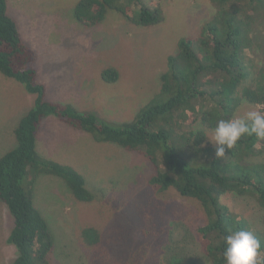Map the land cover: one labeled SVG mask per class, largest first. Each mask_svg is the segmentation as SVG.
Segmentation results:
<instances>
[{
  "label": "trees",
  "instance_id": "obj_1",
  "mask_svg": "<svg viewBox=\"0 0 264 264\" xmlns=\"http://www.w3.org/2000/svg\"><path fill=\"white\" fill-rule=\"evenodd\" d=\"M7 1L0 0V73L35 96L33 106L13 129L16 146L0 156V203L12 218L7 237L15 249L12 264H49L54 239L35 204L38 179H60L74 201L94 200L77 170L38 151V127L49 117L89 134L96 142L142 154L153 166L147 181L153 195L174 190L198 204L204 220L194 229V239L209 264H226L225 237L230 230L251 231L261 242L259 259L264 264V229H254L247 218L223 203L227 194L248 197L264 211V162L249 161L264 153V139L244 135L216 158L209 138L218 121L234 118L243 103L264 107V66L246 60L254 32L264 33V0H208L213 12L198 36L178 40L159 76V90L130 121L122 123L106 122L71 104L45 99V88L37 83L32 67L33 53L8 16ZM162 2L77 0L73 16L84 27L100 25L109 13L136 27H153L165 20ZM101 77L114 83L118 72L106 68ZM79 239L93 247L101 242V235L94 227H85ZM104 253L106 264H116ZM166 258L167 264H202L196 257L187 260L171 249Z\"/></svg>",
  "mask_w": 264,
  "mask_h": 264
},
{
  "label": "rangeland",
  "instance_id": "obj_2",
  "mask_svg": "<svg viewBox=\"0 0 264 264\" xmlns=\"http://www.w3.org/2000/svg\"><path fill=\"white\" fill-rule=\"evenodd\" d=\"M76 2L8 0L7 14L33 53L32 67L45 99L111 123L130 121L159 90V76L178 40L197 37L213 12L208 0H163L160 25L136 27L109 13L100 25L84 27L73 16ZM253 42L246 60L264 66V33L254 32ZM106 68L118 72L116 82L102 80ZM34 97L0 73V156L16 146L13 129ZM252 110L262 113L264 107L243 103L235 117ZM36 138L41 155L77 170L94 196L92 202H77L60 179H38L35 204L54 239L49 264H106L105 251L116 264H167L168 249L209 264L194 239V229L204 220L198 204L174 190L153 195L147 185L153 166L142 154L96 142L54 117L41 121ZM249 161L264 162V153ZM223 203L254 229H264V211L254 199L227 194ZM85 227L100 233L98 245L81 242ZM11 228L12 218L0 203V264H12L15 258L7 243Z\"/></svg>",
  "mask_w": 264,
  "mask_h": 264
},
{
  "label": "clouds",
  "instance_id": "obj_3",
  "mask_svg": "<svg viewBox=\"0 0 264 264\" xmlns=\"http://www.w3.org/2000/svg\"><path fill=\"white\" fill-rule=\"evenodd\" d=\"M255 135L264 139V114L247 111L243 116L220 120L210 139L215 146L216 158L223 157L226 149H231L244 135ZM225 237L227 247L224 251L226 264H261V242L251 231L230 230Z\"/></svg>",
  "mask_w": 264,
  "mask_h": 264
},
{
  "label": "crops",
  "instance_id": "obj_4",
  "mask_svg": "<svg viewBox=\"0 0 264 264\" xmlns=\"http://www.w3.org/2000/svg\"><path fill=\"white\" fill-rule=\"evenodd\" d=\"M49 118H51V117H49ZM46 119H48V118H46Z\"/></svg>",
  "mask_w": 264,
  "mask_h": 264
}]
</instances>
